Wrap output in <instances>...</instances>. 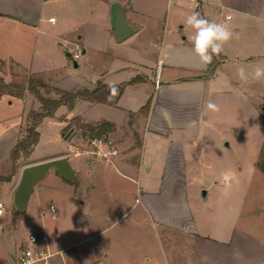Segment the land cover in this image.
Here are the masks:
<instances>
[{"label": "crops", "instance_id": "1", "mask_svg": "<svg viewBox=\"0 0 264 264\" xmlns=\"http://www.w3.org/2000/svg\"><path fill=\"white\" fill-rule=\"evenodd\" d=\"M118 1L133 29L125 38L112 25L113 0H0V176L6 175L32 112L42 110L38 91L58 99L59 90L105 86L107 91L124 84L115 103L80 97L73 107L61 104L37 125L57 119L66 142L32 163L68 156L77 174L71 181L52 168L38 182V195L52 192L57 182L90 208L101 200L102 208L109 202L129 214L141 205L146 222L165 233L171 264H264V215L261 226L252 216H243L245 224L238 225L242 213L231 209L218 210L212 223L203 222L194 211L190 188L210 182L200 181L197 171L202 130L212 129L207 103L220 106L233 100L253 107L264 99V81L245 84L237 76L241 66L252 72L264 65V0H204L200 10L188 0ZM192 12L227 22L238 34L207 65L194 53L189 39L193 30L185 25ZM2 82L12 90L1 91ZM149 100L148 112L142 113ZM75 122L89 129L84 147ZM103 122L111 126L91 130ZM136 125L139 145L134 133H126ZM68 127L73 136L66 138ZM225 140L220 137L218 143L228 146ZM16 177L0 181L4 198L13 197ZM204 190L206 198L209 190ZM50 210L55 215L54 202ZM177 234L183 239L180 244L173 240ZM27 238L5 245L0 264H16ZM49 245L60 264H67L59 255L73 243L55 248L49 237ZM115 262L103 251L84 264Z\"/></svg>", "mask_w": 264, "mask_h": 264}, {"label": "rangeland", "instance_id": "2", "mask_svg": "<svg viewBox=\"0 0 264 264\" xmlns=\"http://www.w3.org/2000/svg\"><path fill=\"white\" fill-rule=\"evenodd\" d=\"M1 89L12 90L11 87ZM219 107L220 111L212 112L211 115L209 125L212 129L202 130V155L197 171L203 177L200 181L209 178L210 182L190 186L194 211L201 221L212 223L218 210L231 209L242 213L246 219L252 216L261 226L264 215V99L253 107L240 105L233 100L230 103L224 101ZM75 125L80 131L81 147H84L90 137L89 129L79 122H75ZM59 126L57 119L42 122L37 129L41 136L34 152L21 153L14 173L11 161L4 173L6 175H1L17 176L14 190L24 166L66 142ZM137 129V125L131 126L126 133H134L135 144L139 145ZM220 137L226 139L229 145H220ZM55 185L58 187L52 192L38 195L37 183L30 205L24 211L14 210L13 197L6 195L4 198L5 194L0 189V196L6 203V213L0 215V253L5 245L11 246L16 239L22 240L31 233L40 234L45 231L55 248L73 243V246L65 248L59 255L66 259L67 264H84L93 254L103 251L114 256L116 264H140V260L142 264H171L166 255L169 246L165 233L160 231L159 226L146 222L141 205L136 204L129 214H122L124 208L114 209L113 203L109 202L104 203L102 208L101 200L90 208L81 202L84 198L74 196V192L66 190L69 189L66 186L57 182ZM204 189L209 190L206 198L202 196ZM51 202L56 205L55 215L50 210ZM138 215L142 216L140 221L137 220ZM244 219L238 220V225L243 226L246 221ZM173 240L178 244L183 241L179 234ZM147 258L150 260L147 261ZM53 261L60 264L58 254H55Z\"/></svg>", "mask_w": 264, "mask_h": 264}, {"label": "clouds", "instance_id": "3", "mask_svg": "<svg viewBox=\"0 0 264 264\" xmlns=\"http://www.w3.org/2000/svg\"><path fill=\"white\" fill-rule=\"evenodd\" d=\"M185 25L193 31L189 39L193 45V51L202 65L212 63L213 57L224 51V46L233 38H238L227 22H215L201 16L199 12H192L185 18ZM238 79L242 83L264 81V65H257L252 72H248L244 66L237 69ZM111 94L115 95L117 88L110 86ZM207 109L212 112L220 111L219 105L209 101Z\"/></svg>", "mask_w": 264, "mask_h": 264}, {"label": "trees", "instance_id": "4", "mask_svg": "<svg viewBox=\"0 0 264 264\" xmlns=\"http://www.w3.org/2000/svg\"><path fill=\"white\" fill-rule=\"evenodd\" d=\"M138 78H135L137 80ZM3 88H8L10 86L5 85L4 82H2ZM105 86H98L97 88L93 90L89 89H82L77 91H60L61 96L58 99L53 98H47L44 95L40 94L39 91L37 92V96L39 100L42 103V110L38 112H32L30 116V125L26 130L25 135L18 141L16 146L14 147L12 154H11V160L13 163V173L16 169V161L19 158L21 153L30 154L34 145L39 141L40 133L37 130V125L42 121V119L45 116L52 115L55 110L61 105V104H67L69 107H73L76 103V100L78 98H89L97 101H108L110 103H115L122 93L124 89V84L116 85L117 92L115 95L111 94V88L109 87V90H105ZM31 89L35 90V87L31 86ZM36 91V90H35ZM104 91V92H102ZM151 105V100H149L142 108V113H147ZM111 126L108 122H103L97 127H91V130H97L98 132H101L104 128V125ZM263 167V166H262ZM264 170V167H263ZM12 173V174H13ZM11 175L7 176H1V180H10Z\"/></svg>", "mask_w": 264, "mask_h": 264}, {"label": "water", "instance_id": "5", "mask_svg": "<svg viewBox=\"0 0 264 264\" xmlns=\"http://www.w3.org/2000/svg\"><path fill=\"white\" fill-rule=\"evenodd\" d=\"M112 25L116 34L120 38H125L133 32L128 23L122 4L118 0H113L111 7ZM77 65V62H75ZM73 133H67L66 138L72 137ZM56 168L58 173L64 178L75 181L77 174L68 156H61L40 162L28 164L21 171L20 181L13 192L14 210L24 211L27 209L32 193L37 183L52 169ZM206 194V190H203Z\"/></svg>", "mask_w": 264, "mask_h": 264}, {"label": "built area", "instance_id": "6", "mask_svg": "<svg viewBox=\"0 0 264 264\" xmlns=\"http://www.w3.org/2000/svg\"><path fill=\"white\" fill-rule=\"evenodd\" d=\"M194 9L200 10L204 0H188ZM54 20V18H51ZM80 53H75L74 58H79ZM158 82V81H157ZM3 97L0 94V100ZM51 210L55 211V206L51 205ZM6 213V203L0 196V215ZM55 252L50 249L49 237L45 232L40 234L31 233L25 244L19 248L16 264H58L53 261Z\"/></svg>", "mask_w": 264, "mask_h": 264}]
</instances>
